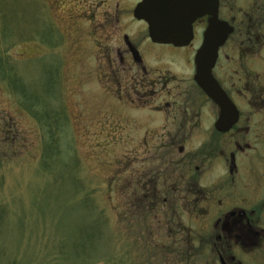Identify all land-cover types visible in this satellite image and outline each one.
<instances>
[{"label": "rangeland", "instance_id": "1", "mask_svg": "<svg viewBox=\"0 0 264 264\" xmlns=\"http://www.w3.org/2000/svg\"><path fill=\"white\" fill-rule=\"evenodd\" d=\"M136 3L0 0V62L8 58L13 80L28 94L25 102L37 105V113L21 108L24 99L0 76V264L80 263L79 257L89 264H219L206 240L212 229H202L196 217L189 222L185 203H163L159 194L158 213L145 215L123 189L126 179L135 184L144 163L169 158L156 151L165 139L146 110L164 111L166 103H121L125 95L138 101L132 80L140 74L124 55L126 64L119 71L114 66L113 78L107 51L119 65L117 51L128 37L151 73L161 66V74L183 79L181 86L189 82L184 60L178 66L179 57L141 51L147 30L132 17ZM164 162L154 168L165 169ZM169 207L177 208L183 232ZM256 254L263 253L250 256ZM260 259L254 264H264Z\"/></svg>", "mask_w": 264, "mask_h": 264}, {"label": "flooded vegetation", "instance_id": "2", "mask_svg": "<svg viewBox=\"0 0 264 264\" xmlns=\"http://www.w3.org/2000/svg\"><path fill=\"white\" fill-rule=\"evenodd\" d=\"M136 2L135 7L141 0ZM157 2L171 3L172 19L192 23V38L182 46L153 42L147 24L134 18L133 9L134 21L142 23L147 30L146 47L141 51L146 57L151 54L157 58L179 57L175 58L178 66L184 60L189 82L184 81L181 86L183 79L168 71L161 74V66L151 73L144 66L145 56L128 37L123 40V53L117 51L119 65L111 57V51H107L113 78L118 77L114 66L119 71L118 68L126 64L124 55L130 59L131 67L136 68V74H140L139 79L136 76L132 80V91L138 101L125 95L124 99L119 98L121 103H166L164 111L156 105L154 110H146L153 114V130L160 131L165 139L156 151L169 158L144 163L141 170L136 171L141 176L134 185L129 179L124 181V192L140 203L145 215L158 213L154 207L159 194L163 195V203L176 200V206L177 200L182 201L186 205L181 210L190 217L189 222L196 217L203 220L202 229L208 226L212 229V235L205 239L211 242L219 264L257 263L260 258L264 259V0ZM210 8L214 17L231 30L217 51L211 70L224 97L220 106L194 79L202 37L213 18ZM149 74L153 79H148ZM209 107L216 111V116H207ZM155 114L158 117L155 118ZM160 161H165V169L154 168ZM130 167L127 162L123 168L125 176L131 172ZM167 210L170 217L178 219L181 232L186 230L182 229L177 208ZM208 220L212 221L210 225ZM256 250L263 254L250 256Z\"/></svg>", "mask_w": 264, "mask_h": 264}, {"label": "water", "instance_id": "3", "mask_svg": "<svg viewBox=\"0 0 264 264\" xmlns=\"http://www.w3.org/2000/svg\"><path fill=\"white\" fill-rule=\"evenodd\" d=\"M210 9L209 13L213 14V18H210L207 30L202 37V46L199 48L195 60L196 76L194 79L206 94L220 106V101L224 97L211 76V70L216 60L217 51L231 30L225 28L214 17L215 13L212 8ZM171 11H173L171 3L141 0L135 7L133 15L137 20H142L147 24L149 37L153 42L169 43L175 46L186 45L192 38V28H190L192 23L189 20L172 19Z\"/></svg>", "mask_w": 264, "mask_h": 264}, {"label": "trees", "instance_id": "4", "mask_svg": "<svg viewBox=\"0 0 264 264\" xmlns=\"http://www.w3.org/2000/svg\"><path fill=\"white\" fill-rule=\"evenodd\" d=\"M8 59V58H7ZM6 59V62H5V59H4V61H2V63L0 64V76L1 77H5V78H7V79H10L9 81H11V82H9V84L11 85V83H12V85H14V87L12 86L11 88L13 89V88H15V89H17V91H18V94L21 96V98H23L24 99V101L20 104V107L21 108H23V109H25V110H27V111H33V112H36L35 111V109H34V107L35 106H37L36 104H34V103H27V102H25V98L27 97L28 98V94H26V91L24 90V88L23 87H18L17 85H16V81H14L13 80V74H12V71H13V69H11V70H8V69H10L9 67H8V64L7 63H9L8 62V60ZM13 75V76H12ZM15 82V83H14ZM23 90V91H22ZM17 91H15V92H17ZM37 113V112H36ZM35 113V114H36ZM34 114V115H35ZM41 115V114H40ZM42 116V115H41ZM7 129V128H6ZM8 131V130H7ZM6 131V132H7ZM57 155V151H55V152H53V154H52V156L54 157V156H56ZM90 204V203H89ZM89 207H91V204H90V206ZM91 208H93V207H91ZM93 210L95 211V213H96V217H99L101 220V222H102V217H101V215L98 213V212H96V210L93 208ZM88 238V237H87ZM71 249H74V248H71ZM74 251V250H73ZM86 253H85V251L84 252H82V255H85ZM74 255H75V257L77 258L78 256H77V254H75V252H74V254H73V257H74ZM73 257H72V259H73ZM100 259V258H99ZM78 260H80V263H76V262H73L72 260H68V262H67V264H87L89 261H87L86 259H80V257L78 258ZM69 261H71V262H69ZM96 261V260H95ZM95 261H92V262H90V264H97V262L95 263ZM89 264V263H88Z\"/></svg>", "mask_w": 264, "mask_h": 264}]
</instances>
